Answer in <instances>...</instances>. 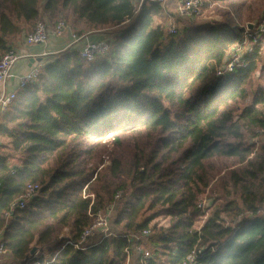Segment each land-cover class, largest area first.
<instances>
[{
    "label": "trees",
    "instance_id": "obj_1",
    "mask_svg": "<svg viewBox=\"0 0 264 264\" xmlns=\"http://www.w3.org/2000/svg\"><path fill=\"white\" fill-rule=\"evenodd\" d=\"M158 5L0 0V54L38 19L51 25L63 17L77 36L110 29L102 57L85 61L73 48L42 62L0 119V137L20 155L11 165L13 154L0 152L2 264H126L123 234L160 215L169 225L147 238L157 264H181L193 250L198 264H264V217H239L264 209V141H252L264 131V85L255 83L260 44L218 76L242 28L224 12L223 22L170 35L151 26ZM216 178L220 194L196 227L204 216L199 197ZM29 183L41 185L38 194L10 208ZM119 200L110 235L94 234L82 247L66 243L78 242L94 213ZM34 246L49 258L32 257Z\"/></svg>",
    "mask_w": 264,
    "mask_h": 264
},
{
    "label": "built area",
    "instance_id": "obj_2",
    "mask_svg": "<svg viewBox=\"0 0 264 264\" xmlns=\"http://www.w3.org/2000/svg\"><path fill=\"white\" fill-rule=\"evenodd\" d=\"M140 2L143 0H139ZM156 1L159 5L155 9L152 28L157 30L158 27L165 29L167 34L177 35L182 32V28L177 25V21L171 14H166L164 19L159 17L160 13H166L170 11L168 8L169 2L174 1V12L179 17H194L201 13L204 7V0H151ZM69 29L67 21L63 17H58L53 24H48L47 21L38 19L35 21L33 28L24 34V43L35 44V43H45L50 35L61 36L66 30ZM244 35L251 41V46L257 43L262 35H264V16L262 19L254 23V27L249 29L247 26L244 29ZM72 37L75 39V35L72 33ZM243 39V38H242ZM248 45L243 44L240 41L239 46L234 48H229V52L226 50L225 57L223 61L216 67V75L225 76L227 72H230L235 64H239L242 61V57L245 53L251 52L252 48ZM247 48V49H243ZM110 49V42L106 39H86L85 43L78 49L79 56L85 61H93L96 58L102 57L108 53ZM19 55L14 49H9L7 52L0 56V84H5L7 80L14 77L17 80L19 88H23L26 85L33 83L40 71L42 66L41 63L36 62L27 71L14 74L12 72V66L14 62L18 59ZM16 96V91L7 92L5 89L2 90L0 94V113L4 114L7 112L10 103ZM13 172V168H11ZM41 188L38 183H29L22 195L15 199L10 208L25 206L28 200L36 196ZM121 195L118 191L114 195V201L117 200ZM84 196H91V194H84ZM198 207L204 210V204L198 202ZM114 209V203H112L106 210H98L94 213L93 222L84 228L80 234L79 241L73 242L67 240L66 243L72 244L74 247H82L85 245L86 241L92 237L95 233H98L101 237H106L112 233L110 228V218ZM9 216V211L5 213ZM262 216L264 217V209H257L256 211H245L239 215V217H253ZM151 230L149 227L143 228L140 231H132L123 236L127 237L129 245L126 248V262L130 261L131 256L134 254L139 257L140 264H157V257L154 252L147 245V238L149 237ZM0 232V264L1 256L5 253L6 249L3 242L1 241ZM199 248L197 251L199 252ZM32 257H37L38 251L36 250ZM196 250L189 253L181 264H198L197 262ZM47 261V260H46ZM41 264L39 262H35ZM47 263V262H46ZM130 264V263H127Z\"/></svg>",
    "mask_w": 264,
    "mask_h": 264
},
{
    "label": "rangeland",
    "instance_id": "obj_3",
    "mask_svg": "<svg viewBox=\"0 0 264 264\" xmlns=\"http://www.w3.org/2000/svg\"><path fill=\"white\" fill-rule=\"evenodd\" d=\"M204 7L201 10V13L198 16H194L191 18L188 17H179L177 16L172 10H174V1L169 2L168 8H170L169 12L166 13H160L159 17L161 19H164L166 17V14H171L177 21V25L182 28V30L185 27H188L190 25L196 24V23H208V24H215L218 22H223L226 18L224 17V12H228L230 16V20L232 25L234 24L237 27L242 28V42L245 45H248V47L251 46V41L247 39L244 35V29L247 26L246 24L249 22L256 23L262 19L264 16V0H204ZM151 26L153 24L151 23ZM33 28V25L30 27L29 30ZM119 28V27H118ZM118 28H113V29H118ZM106 31H110V29H106ZM260 44L259 48V58H258V70L255 74V83H261L264 85V80L262 79V74L260 75V69L263 67L264 69V35H262L257 42ZM240 41L234 42L232 45H230L226 50L229 52V48H234L235 46H239ZM252 48V46H251ZM247 49V48H243ZM225 54H227L225 52ZM2 53L0 54V56ZM122 111H119L118 116H121ZM253 140L256 144H261L264 141V131L261 129H256L254 134L252 135ZM0 152L3 153H10L11 155L13 152L9 148V139L7 137H0ZM11 162V165L15 163H19L20 161V155L14 153L13 156L10 157L9 159ZM222 172L220 173V175ZM219 175V176H220ZM218 176V177H219ZM217 177V178H218ZM217 178L212 180L211 183L209 184L208 188H206L203 193L199 197V203L204 204V216L202 217V220L199 221L196 224V227H199L205 220L206 216L210 212V205L213 202V198L217 197L220 194V191L218 188L215 187V184L217 183ZM122 201L119 200L115 205V208L113 209V212L111 214V217L115 215L117 210L121 207ZM168 216L166 215H160L156 218H154L149 224L148 227L151 230L150 235H153L154 232L157 230L159 227H167L168 225L166 224V219ZM170 222V221H169ZM228 223V222H227ZM98 234V233H95ZM98 238L97 236L94 237ZM94 239H90L87 242H91ZM149 247V245H148ZM150 248V247H149ZM151 249V248H150ZM44 252V259L48 255L46 253V249L42 248L40 249V252H38V255H40L41 252ZM47 254V255H45ZM1 263L6 260L4 259V256H1ZM6 258V257H5ZM158 260V259H157ZM139 257L136 255H132L130 258V261L127 263L130 264H137L139 262ZM126 263V264H127ZM42 264V263H41Z\"/></svg>",
    "mask_w": 264,
    "mask_h": 264
},
{
    "label": "crops",
    "instance_id": "obj_4",
    "mask_svg": "<svg viewBox=\"0 0 264 264\" xmlns=\"http://www.w3.org/2000/svg\"><path fill=\"white\" fill-rule=\"evenodd\" d=\"M101 31L102 32H99V30H88L83 32L82 35L77 36L70 29H68L61 36L50 35L49 39L45 43H35L29 45L24 43V34L17 35L16 38L12 40L11 48L17 52L19 57L12 66V72L17 74L27 71L34 63L39 62L42 64V62L47 61L51 55L60 51L73 48L79 49L85 43L86 39H101L106 29ZM72 33L75 35V39L72 37ZM31 58L34 60L31 61ZM4 89L7 92H17L19 86L16 78L12 77L7 80L5 84H0V94ZM2 115L3 114L0 113V119L2 118ZM169 221L170 217L168 216L166 219L167 225L169 224ZM90 239H94V237H90L88 240ZM97 239L98 238H95L93 241H96ZM45 258L48 259L49 255H47Z\"/></svg>",
    "mask_w": 264,
    "mask_h": 264
},
{
    "label": "water",
    "instance_id": "obj_5",
    "mask_svg": "<svg viewBox=\"0 0 264 264\" xmlns=\"http://www.w3.org/2000/svg\"><path fill=\"white\" fill-rule=\"evenodd\" d=\"M246 25H247V27H248L249 29H252V28L254 27V23H252V22H249V23H247ZM30 60L33 61L34 59L31 58ZM35 251H36V246L32 247L31 250L29 251V253H30V254H33Z\"/></svg>",
    "mask_w": 264,
    "mask_h": 264
}]
</instances>
